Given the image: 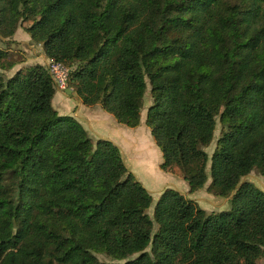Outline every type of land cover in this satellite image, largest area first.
Returning <instances> with one entry per match:
<instances>
[{
    "label": "trees",
    "instance_id": "trees-1",
    "mask_svg": "<svg viewBox=\"0 0 264 264\" xmlns=\"http://www.w3.org/2000/svg\"><path fill=\"white\" fill-rule=\"evenodd\" d=\"M22 23L67 88L136 128L206 212L165 189L153 206L119 148L52 107L46 65L7 78L0 50V264H264V0H0V37ZM220 125L215 148L205 149ZM103 255L108 262H101Z\"/></svg>",
    "mask_w": 264,
    "mask_h": 264
},
{
    "label": "rangeland",
    "instance_id": "rangeland-1",
    "mask_svg": "<svg viewBox=\"0 0 264 264\" xmlns=\"http://www.w3.org/2000/svg\"><path fill=\"white\" fill-rule=\"evenodd\" d=\"M30 23H22L11 39L0 37V50L7 53L6 61L14 63V67L9 71H2L7 78L12 77L17 71L31 67L36 64L48 66L50 61L41 56L43 55L41 46L30 41L25 28ZM64 68L71 71V67L64 65ZM147 88L143 98V107L140 112L139 125L134 128H127L117 124L114 118L104 112L100 105L84 106L75 93L67 94L66 89H56L52 100V107L60 116H71L85 129L91 140H109L120 150L127 170L134 175L142 186L152 197V205L147 211L151 216L153 206L158 197L165 189L178 191L188 200L195 202L206 212H219L229 209V198H219L207 192L208 181L204 188L193 193L189 192L187 183L183 180L181 172L174 168L171 171H162V156L155 146L149 129L145 125L146 110L151 104L149 85L146 80ZM71 90V89H70ZM72 91V90H71ZM133 129V130H132ZM128 130H132L129 132ZM220 125L217 122L214 138L211 144L205 149L207 155H211L216 140L219 136ZM128 131V132H127ZM242 182L253 184L257 190L264 192V177L256 170L241 179ZM101 262H108L103 255H97ZM260 261L258 264H262Z\"/></svg>",
    "mask_w": 264,
    "mask_h": 264
},
{
    "label": "built area",
    "instance_id": "built-area-1",
    "mask_svg": "<svg viewBox=\"0 0 264 264\" xmlns=\"http://www.w3.org/2000/svg\"><path fill=\"white\" fill-rule=\"evenodd\" d=\"M47 67L55 82L56 89L65 90L68 70L64 68L63 64L59 63L50 62Z\"/></svg>",
    "mask_w": 264,
    "mask_h": 264
},
{
    "label": "crops",
    "instance_id": "crops-1",
    "mask_svg": "<svg viewBox=\"0 0 264 264\" xmlns=\"http://www.w3.org/2000/svg\"><path fill=\"white\" fill-rule=\"evenodd\" d=\"M41 56L46 60V62L48 61V60L45 58L44 55L41 54ZM54 96H55V95H54ZM134 129H135V128H134ZM132 130H133V129H132ZM132 130H128V131L131 132ZM128 131H127V132H128Z\"/></svg>",
    "mask_w": 264,
    "mask_h": 264
},
{
    "label": "water",
    "instance_id": "water-1",
    "mask_svg": "<svg viewBox=\"0 0 264 264\" xmlns=\"http://www.w3.org/2000/svg\"><path fill=\"white\" fill-rule=\"evenodd\" d=\"M66 93H67V94H71L72 91H71L70 89H67V90H66Z\"/></svg>",
    "mask_w": 264,
    "mask_h": 264
}]
</instances>
